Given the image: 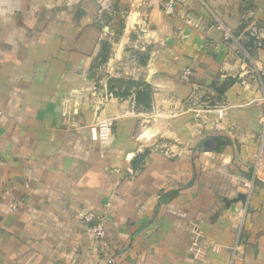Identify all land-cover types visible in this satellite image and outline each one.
Returning <instances> with one entry per match:
<instances>
[{
    "label": "crops",
    "instance_id": "1",
    "mask_svg": "<svg viewBox=\"0 0 264 264\" xmlns=\"http://www.w3.org/2000/svg\"><path fill=\"white\" fill-rule=\"evenodd\" d=\"M168 1L0 0V264H264V0Z\"/></svg>",
    "mask_w": 264,
    "mask_h": 264
},
{
    "label": "built area",
    "instance_id": "2",
    "mask_svg": "<svg viewBox=\"0 0 264 264\" xmlns=\"http://www.w3.org/2000/svg\"><path fill=\"white\" fill-rule=\"evenodd\" d=\"M167 9L172 11L174 10V5L172 0H169L167 3ZM252 34L257 40L258 45L261 44V40L263 39L264 27L254 25L252 27ZM230 36H226L225 39L228 40ZM194 72L192 69H185L182 77L185 80L190 81L193 77ZM114 119L113 118H98L91 126L92 137L98 142L102 147H109L114 141L113 128H114ZM82 221L88 225V227L93 232L96 239L101 240L105 237V231L102 223L94 214H87L83 217ZM197 234L195 240L192 243V251L195 256L198 258L203 253L202 245L200 240L198 239L200 236L199 232L195 230Z\"/></svg>",
    "mask_w": 264,
    "mask_h": 264
}]
</instances>
